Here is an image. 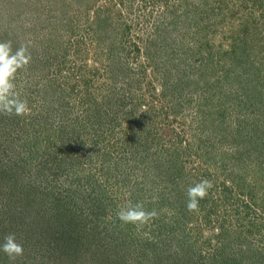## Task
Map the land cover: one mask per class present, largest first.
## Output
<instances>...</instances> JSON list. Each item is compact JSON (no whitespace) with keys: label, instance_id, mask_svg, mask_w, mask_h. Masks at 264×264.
<instances>
[{"label":"rangeland","instance_id":"374dc122","mask_svg":"<svg viewBox=\"0 0 264 264\" xmlns=\"http://www.w3.org/2000/svg\"><path fill=\"white\" fill-rule=\"evenodd\" d=\"M9 40L31 111L0 114V264H264V0H0Z\"/></svg>","mask_w":264,"mask_h":264},{"label":"clouds","instance_id":"9594fccd","mask_svg":"<svg viewBox=\"0 0 264 264\" xmlns=\"http://www.w3.org/2000/svg\"><path fill=\"white\" fill-rule=\"evenodd\" d=\"M31 54L28 46L21 45L15 51L12 42H0V114L24 116L30 113L27 100L21 99L15 91L14 83L18 70L26 68L30 63ZM213 184L208 179H201L199 182L187 188L186 208L189 212L199 210V201L208 195V191ZM117 218L125 223L136 226H143L149 221L157 218L155 209L146 210L143 203L133 204L129 201L117 211ZM2 251L9 260H15L24 253L23 245L17 241L15 233H8L4 236L3 243L0 244Z\"/></svg>","mask_w":264,"mask_h":264},{"label":"trees","instance_id":"16d2710c","mask_svg":"<svg viewBox=\"0 0 264 264\" xmlns=\"http://www.w3.org/2000/svg\"><path fill=\"white\" fill-rule=\"evenodd\" d=\"M74 228L76 230H74V229L73 230L64 229L62 232H57L59 236L55 237V240H53V241L50 240V242H52V244L50 246V249H53V250L57 249V251H59L61 254L62 253L65 254L66 253L69 256L76 255L77 254V249H76V247L74 245H72L73 244V239H76L77 237L81 238V231L77 227H74ZM63 237H67L69 239V241H70V245L73 246V247H68L66 249L67 246L63 242L62 243L56 242V239L60 240ZM81 242H83L82 239H81ZM96 244L98 245V247L94 250V252L101 253L100 254L99 264H113L114 260L111 261V259H113L114 257L112 258L109 253L107 254V252H106V244L100 243V241L98 243H96ZM76 246L80 247L81 243H80V245H78V243H77ZM85 249H86V251L92 249L89 243H87V246H85ZM113 255H115V253Z\"/></svg>","mask_w":264,"mask_h":264}]
</instances>
